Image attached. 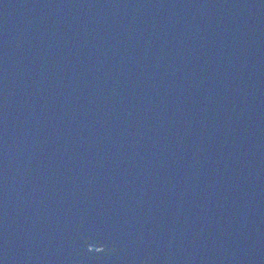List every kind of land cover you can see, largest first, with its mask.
Masks as SVG:
<instances>
[{
    "label": "water",
    "instance_id": "obj_1",
    "mask_svg": "<svg viewBox=\"0 0 264 264\" xmlns=\"http://www.w3.org/2000/svg\"><path fill=\"white\" fill-rule=\"evenodd\" d=\"M0 264H264V0H0Z\"/></svg>",
    "mask_w": 264,
    "mask_h": 264
}]
</instances>
